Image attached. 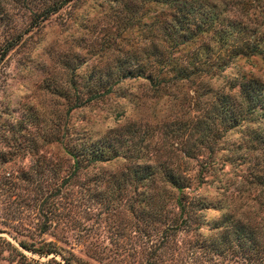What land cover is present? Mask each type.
Instances as JSON below:
<instances>
[{
	"label": "rangeland",
	"instance_id": "1",
	"mask_svg": "<svg viewBox=\"0 0 264 264\" xmlns=\"http://www.w3.org/2000/svg\"><path fill=\"white\" fill-rule=\"evenodd\" d=\"M55 1L0 0V47L20 34L0 59V264H244L231 248L209 263L189 251L213 221L233 226V241L244 240V221L257 223L264 240V117L252 115L207 146L199 145L197 123L216 91L236 93L231 82L252 76L264 83V62L237 57L220 71L156 87L133 75L69 110L85 81L115 79L121 62L134 69L151 58L152 46L168 43L150 26L154 17L164 20V7L153 0H71L40 19ZM199 1L264 30V0ZM54 129L63 143L115 140L128 150L73 168L61 144L45 142ZM135 167L148 175L182 173L186 189L205 204L193 230L174 236L172 254L161 222L150 223L146 198L153 190L163 198L170 188L146 178L136 186ZM162 205L176 212L172 197ZM41 244L53 252L30 251Z\"/></svg>",
	"mask_w": 264,
	"mask_h": 264
},
{
	"label": "trees",
	"instance_id": "2",
	"mask_svg": "<svg viewBox=\"0 0 264 264\" xmlns=\"http://www.w3.org/2000/svg\"><path fill=\"white\" fill-rule=\"evenodd\" d=\"M70 1H55L38 13L40 19H45L49 14ZM153 1V3L164 7L165 18L160 22L154 17L150 26H152V30L159 31L160 37L168 43L163 46H152L148 52L151 54V58L145 62L137 63L134 69H130L128 64L121 62L117 68L121 74L115 79H111V76L107 75L105 78L98 79L97 84L91 80L85 81V90L80 89V92L78 91L74 96V100L77 99L78 103L71 105L69 110L82 102L108 94L113 85L133 75L143 78L151 86L156 87L164 83L187 80L192 76L220 71L237 57L258 56L264 62V30L247 25V22H244L241 17L223 14L222 11L216 10L213 3L205 1V3L199 0ZM240 8H244V2H240ZM19 35L12 37L11 43L7 41L0 47V59L16 44ZM179 50L181 53L175 55L174 52ZM235 86L237 90L236 93H231L232 95L222 90L216 91L213 98L208 102V107L201 113L197 123L200 133L199 145L207 146L210 142L216 143L222 132L242 122L249 121L252 119V115L264 117V83L256 77L248 76L245 78L242 76L237 83L231 82L228 85V90ZM63 136L58 129H54L48 132L49 139L45 138V142L54 141L61 144L64 152L72 161L73 168H78V163L90 165L109 161L115 157H125V152L128 150L121 151L118 149L119 144L115 145V140H109L107 143L98 145L97 142L77 141L80 138L76 137L75 142L69 144L62 142ZM209 148L212 150L211 146ZM136 167L144 168L143 165ZM136 167L132 169L130 176L136 186L143 182L142 179L146 178L152 182L156 180L162 186L167 185L170 188L164 197L167 199L172 197L176 209L175 213L171 214V210L163 211L164 197H161L159 191L153 190L146 198L150 211V223L154 225L161 222L163 229L160 236L165 237L164 246H166L167 252L171 251L169 253L172 254L173 251L177 250L172 243L174 236L180 229L184 232L193 230L191 224L198 215L195 212L204 207L205 204L186 189L188 177L182 173L165 170L161 175H148L142 174L141 170ZM232 227L231 225H223L221 228L220 222L213 221L209 225L207 238L200 243L191 244L190 255H193L195 251L204 258L202 260L209 263L213 255L222 256L225 251H229L231 248L238 253V257L241 259L240 263L244 261V264H264V240L261 239L258 224H250L244 221V240L241 241L238 238H234V241L230 238L229 233L233 230ZM42 228L45 230L44 227ZM243 244L244 251H238L237 248H241ZM18 245L23 249L28 248L21 241ZM47 246L41 244L37 248H31L30 251L47 255L53 252ZM19 256L24 257L21 253ZM26 264L60 263L50 259L44 263L27 261Z\"/></svg>",
	"mask_w": 264,
	"mask_h": 264
}]
</instances>
